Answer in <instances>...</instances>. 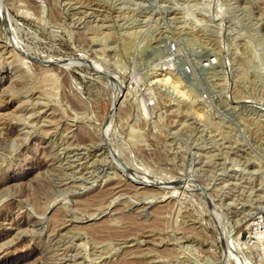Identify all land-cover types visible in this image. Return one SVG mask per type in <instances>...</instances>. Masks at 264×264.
<instances>
[{
  "label": "rangeland",
  "instance_id": "374dc122",
  "mask_svg": "<svg viewBox=\"0 0 264 264\" xmlns=\"http://www.w3.org/2000/svg\"><path fill=\"white\" fill-rule=\"evenodd\" d=\"M262 217L264 0H0V264H264Z\"/></svg>",
  "mask_w": 264,
  "mask_h": 264
},
{
  "label": "built area",
  "instance_id": "2783aa9c",
  "mask_svg": "<svg viewBox=\"0 0 264 264\" xmlns=\"http://www.w3.org/2000/svg\"><path fill=\"white\" fill-rule=\"evenodd\" d=\"M247 242L249 247L261 250L264 260V217L256 220L253 229L247 236Z\"/></svg>",
  "mask_w": 264,
  "mask_h": 264
},
{
  "label": "bare ground",
  "instance_id": "6f19581e",
  "mask_svg": "<svg viewBox=\"0 0 264 264\" xmlns=\"http://www.w3.org/2000/svg\"><path fill=\"white\" fill-rule=\"evenodd\" d=\"M69 63V62H68ZM56 66H58V65H56ZM63 66V65H62ZM61 66V67H62ZM58 68V67H57ZM56 68V69H57ZM59 69V68H58ZM60 70V69H59ZM63 71V70H62ZM63 73V72H62ZM163 75H164V72H163ZM154 77V76H153ZM157 77V76H156ZM177 79V78H176ZM166 80V79H165ZM179 81V80H178ZM156 82V81H155ZM166 82V81H165ZM158 83V82H157ZM177 83V82H176ZM181 83V82H180ZM165 84H167V83H165ZM121 88V87H120ZM120 88H119V90H120ZM124 92V91H123ZM126 95V94H125ZM123 97V95H121V92H119V93H117L116 94V96H115V98H114V100H113V106H118L117 105V102H119V100L121 99ZM123 99V98H122ZM119 104V103H118ZM120 106H122V105H120ZM115 112V111H114ZM115 113H117V112H115ZM109 120V119H108ZM145 181V180H144ZM69 232V231H68ZM111 232V231H110ZM108 235H112V234H108ZM244 243V242H243Z\"/></svg>",
  "mask_w": 264,
  "mask_h": 264
}]
</instances>
